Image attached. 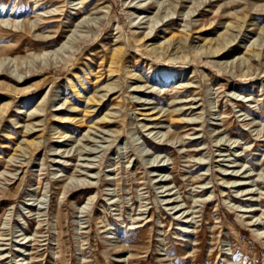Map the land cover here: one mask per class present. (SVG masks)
I'll list each match as a JSON object with an SVG mask.
<instances>
[{
    "label": "rangeland",
    "instance_id": "1",
    "mask_svg": "<svg viewBox=\"0 0 264 264\" xmlns=\"http://www.w3.org/2000/svg\"><path fill=\"white\" fill-rule=\"evenodd\" d=\"M131 1L0 0V264H264V0Z\"/></svg>",
    "mask_w": 264,
    "mask_h": 264
},
{
    "label": "bare ground",
    "instance_id": "2",
    "mask_svg": "<svg viewBox=\"0 0 264 264\" xmlns=\"http://www.w3.org/2000/svg\"><path fill=\"white\" fill-rule=\"evenodd\" d=\"M133 1H135V0H132L131 2H133ZM71 2V1H70ZM143 2V1H142ZM147 2V1H146ZM72 3V2H71ZM74 3V2H73ZM69 4V3H68ZM77 4H79L80 6H77V7H74V8H72V9H77L78 11L79 10H81V9H83V8H85V4H86V2H85V0H80V2L79 3H77ZM77 4H75V5H77ZM153 3H150V4H148V5H146L145 7L147 8H149L151 5H152ZM38 5V4H37ZM74 5V6H75ZM140 6V5H139ZM131 7V6H130ZM137 7V6H136ZM74 11V10H73ZM78 11H74V14H77L78 13ZM47 13H52V11H47L46 13H43L44 15H46ZM128 13H130V12H128ZM11 15V14H10ZM39 15H42V14H39ZM130 16H132V14L130 15ZM17 17V16H16ZM240 18V17H239ZM242 18H244L245 19V17H242ZM41 21H43V19L41 18V19H36V20H30V19H16L15 17L14 18H7L6 20H2V21H0V24L2 25V24H10V25H12L15 29L16 28H18V26H19V23H22V25L24 26V30H25V32L24 33H26V34H31V32L33 31V29H35V28H38L39 26H40V22ZM135 21V19L133 20V22ZM153 21H151V23H152ZM213 22H211V24H212ZM76 26H78V24L76 25ZM207 25L206 24H204V25H202V28H198L197 30L198 31H202V30H204V28L206 27ZM21 27V26H20ZM22 28V27H21ZM91 28V30H93V26L92 27H90ZM19 29V28H18ZM154 30H155V24L153 23V25L150 27V30L149 31H145V33H144V35H139V36H137L136 37V42L137 43H143L144 42V40H147V39H149V40H153L154 38H151L152 37V35H153V33H154ZM197 31V32H198ZM159 31L157 32L156 31V33L154 34L155 35V37H157L158 35H159ZM73 35V33L70 35V37H69V39L67 40V41H65V42H63V44L61 45V46H59V47H57L56 49H54V50H44L43 52H39V53H36V52H31V54H32V61L33 62H36L37 60H48V57H51V56H54V55H58L59 53H61V52H64V50H65V52H66V49H68L69 47H68V43H70V41H72V40H70V38H71V36ZM184 35V34H183ZM182 35V36H183ZM35 36V39L36 40H34V42H37V41H40V42H46V41H48V40H51L52 38V36L51 35H41V34H35L34 35ZM188 36H189V34L188 35H185V36H183L182 38H180V36H179V38H180V40H181V42L183 41V40H185L184 38H188ZM32 37V36H31ZM178 37L176 36V35H172L171 37H169L168 39H166V41H170V42H173V40H175V39H177ZM213 40V39H212ZM212 40H209V42H205L206 44H208L209 46H207V45H205L206 47H204V46H202V47H200L199 49H201V48H207L206 49V51H205V53H213V55L214 54H220V52L224 49V46L225 45H223V43H219V42H212ZM165 42V41H164ZM169 42V43H170ZM153 43V42H152ZM188 43V42H187ZM162 45H164L163 44V41L162 42H160L159 44H156V43H153L152 44V46L151 45H147V49L148 48H151V50L156 54V55H159V56H163V55H160V52L161 51H158L159 49H164V47L165 46H162ZM170 45H171V43H170ZM169 45V46H170ZM227 45V44H226ZM4 47H9L10 45H8V44H5V45H3ZM123 46H125V44L123 45ZM74 49V48H73ZM122 49V48H121ZM121 49H116L114 52H113V55H112V58H111V62H110V71H109V74L110 75H112V74H114V69H113V65H115V64H117V60H116V57H119V55L121 54ZM5 50V49H4ZM252 51H253V53L255 54V53H259V51H257V50H255V49H251ZM251 51V52H252ZM6 52V51H5ZM201 52V51H200ZM203 52V51H202ZM223 52V51H222ZM221 52V53H222ZM250 52V51H249ZM212 55V54H211ZM260 55V54H259ZM31 56V55H30ZM217 56V55H216ZM25 57V56H24ZM27 57V56H26ZM10 58V57H9ZM6 59H8V57H5V58H3L2 60H1V64H0V72H1V70H2V76H4L5 78H9V80H11V78H10V76H8V69H3L2 68V66H3V64L4 63H6L5 62V60ZM19 59V57H14L13 58V61L15 60V61H17ZM51 59V58H50ZM118 59V58H117ZM27 61H30V60H27ZM31 61V62H32ZM17 63V62H16ZM18 64H20V63H17V65ZM40 64V63H39ZM38 67V66H37ZM119 67V66H118ZM129 67H127V69H128ZM31 70V69H30ZM32 71V70H31ZM35 72V71H34ZM0 73V74H1ZM30 73H33V72H30ZM128 73H130V74H132V76H138L136 73H132V71H129L128 70ZM36 74V73H35ZM21 77H23L24 78V75H22ZM21 80V79H20ZM84 81V80H83ZM15 82H17V81H15ZM18 84V83H17ZM81 84L79 83V84H76V85H74L73 86V89L75 88V93H77V94H80L81 93V90L79 89V86H80ZM11 87V84L8 82V81H5V80H3V81H1L0 82V88H7V89H9ZM28 89H30V88H28ZM73 91V90H72ZM49 93V92H48ZM56 97V96H55ZM51 98V97H50ZM52 99V98H51ZM50 99V100H51ZM54 101V100H53ZM68 101L66 100L65 102H63L62 104H61V106H64L66 103H67ZM74 108V107H73ZM4 110H5V105H3L2 106V108L0 109V115H2L3 113H4ZM41 111H44V110H41ZM46 112V111H45ZM83 119V118H82ZM101 120H107V118L106 117H103V118H101ZM84 121V120H83ZM98 121V120H97ZM30 143H33V142H30ZM29 143V144H30ZM36 143V142H35ZM256 209H251V210H249V212H253V211H255ZM186 217V216H185ZM255 217V216H254ZM194 219V218H193ZM257 221V220H256ZM255 221V222H256ZM190 222V221H189ZM188 222V223H189ZM185 223H186V221H185ZM254 225V224H253ZM186 229V228H185ZM185 231H187L188 232V230H185ZM259 235H262V233L261 232H259L258 233ZM21 244H24V243H21ZM26 244V243H25ZM22 246V245H21ZM25 246V245H24ZM20 249H23L24 247H19ZM24 251H26V250H24ZM21 252H23V250L21 251ZM20 255V254H19ZM27 258L25 257V258H23V260L25 261Z\"/></svg>",
    "mask_w": 264,
    "mask_h": 264
}]
</instances>
